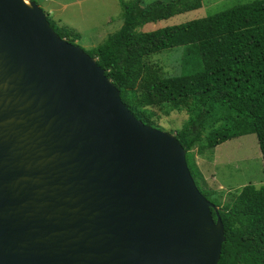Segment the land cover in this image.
<instances>
[{
	"label": "water",
	"instance_id": "95a60500",
	"mask_svg": "<svg viewBox=\"0 0 264 264\" xmlns=\"http://www.w3.org/2000/svg\"><path fill=\"white\" fill-rule=\"evenodd\" d=\"M185 153L35 0H0V264H217Z\"/></svg>",
	"mask_w": 264,
	"mask_h": 264
},
{
	"label": "trees",
	"instance_id": "16d2710c",
	"mask_svg": "<svg viewBox=\"0 0 264 264\" xmlns=\"http://www.w3.org/2000/svg\"><path fill=\"white\" fill-rule=\"evenodd\" d=\"M142 0L121 2L123 22L105 41L85 50L104 69L119 89L132 114L153 126L143 110L158 106L165 113L189 105L197 110L176 131L185 159L200 192L218 207L225 239L217 264H264V183L246 184L232 202L213 198L200 186L201 173L190 148L200 142L211 122L206 145L217 146L228 139L255 133L264 170V0L247 3L150 31L136 28L147 22L167 19L199 8L202 0ZM60 37L77 44L80 34L58 26L46 14ZM191 44L185 56L189 72L163 75L147 56ZM191 55V56H190ZM212 216L216 219L214 209Z\"/></svg>",
	"mask_w": 264,
	"mask_h": 264
},
{
	"label": "rangeland",
	"instance_id": "374dc122",
	"mask_svg": "<svg viewBox=\"0 0 264 264\" xmlns=\"http://www.w3.org/2000/svg\"><path fill=\"white\" fill-rule=\"evenodd\" d=\"M44 9L45 14L50 8L48 16L58 26L70 25L71 30L80 34L77 45L83 50L97 46L119 29L123 22V8L121 2L131 0H35ZM154 0H142L146 5ZM253 0H202L199 8L175 14L167 19L147 22L136 28L138 31H150L166 25L183 23L195 18L218 13L233 5L251 2ZM64 24V25H63ZM193 46L187 44L147 56L148 62L160 68L163 75H177L189 72L192 64H188L185 53ZM191 56V55H190ZM170 109L165 113L158 106L145 107L143 110L150 117L153 127L168 131L176 135V131L184 126L197 108L192 102L189 105ZM211 126L203 131V138L188 151L193 160L199 164L215 167L214 172L206 168L201 170L198 180L204 190L213 192V198H221L222 202H232L240 188L246 184L259 187L264 183V170L261 151L255 133L243 134L228 139L214 147L206 145V136L218 122H211ZM196 155L198 158H196ZM201 157L204 163H201ZM212 159V160H211ZM215 159V160H214ZM237 192V193H236Z\"/></svg>",
	"mask_w": 264,
	"mask_h": 264
},
{
	"label": "crops",
	"instance_id": "0c3cea01",
	"mask_svg": "<svg viewBox=\"0 0 264 264\" xmlns=\"http://www.w3.org/2000/svg\"><path fill=\"white\" fill-rule=\"evenodd\" d=\"M39 4V3H38ZM39 6H40V4H39ZM42 8V7H41ZM43 9V8H42ZM44 10V9H43ZM49 12H50V8L48 7V11H47V13L46 14H49ZM56 24H58V23H56ZM64 25V24H63ZM64 26H67L68 28H70V29H72V28H74V27H72V26H70V25H67V24H65ZM196 158H198V156L196 155ZM212 160V159H211ZM215 160V159H214ZM198 162V163H197ZM205 161H204V159L201 157V163H204ZM196 163H197V165H198V167L201 169V170H203L204 168H206L209 172H214V170H215V167H216V165H215V167H213V168H211V169H209L210 168V166H211V162H210V159H209V161L207 162V164H210V165H208V166H205V163L203 164V166L202 165H200L199 164V161L197 160L196 161ZM200 171V170H199ZM201 172V171H200Z\"/></svg>",
	"mask_w": 264,
	"mask_h": 264
},
{
	"label": "bare ground",
	"instance_id": "6f19581e",
	"mask_svg": "<svg viewBox=\"0 0 264 264\" xmlns=\"http://www.w3.org/2000/svg\"><path fill=\"white\" fill-rule=\"evenodd\" d=\"M28 3V0H25Z\"/></svg>",
	"mask_w": 264,
	"mask_h": 264
}]
</instances>
